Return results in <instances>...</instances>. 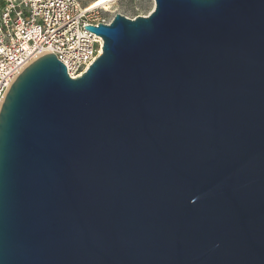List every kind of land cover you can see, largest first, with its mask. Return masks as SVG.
Segmentation results:
<instances>
[{
  "label": "water",
  "instance_id": "obj_1",
  "mask_svg": "<svg viewBox=\"0 0 264 264\" xmlns=\"http://www.w3.org/2000/svg\"><path fill=\"white\" fill-rule=\"evenodd\" d=\"M154 2L11 85L0 264H264V0Z\"/></svg>",
  "mask_w": 264,
  "mask_h": 264
},
{
  "label": "built area",
  "instance_id": "obj_2",
  "mask_svg": "<svg viewBox=\"0 0 264 264\" xmlns=\"http://www.w3.org/2000/svg\"><path fill=\"white\" fill-rule=\"evenodd\" d=\"M101 6L80 0H0V110L16 78L39 57L54 53L73 78L103 51L85 27L110 23Z\"/></svg>",
  "mask_w": 264,
  "mask_h": 264
},
{
  "label": "rangeland",
  "instance_id": "obj_3",
  "mask_svg": "<svg viewBox=\"0 0 264 264\" xmlns=\"http://www.w3.org/2000/svg\"><path fill=\"white\" fill-rule=\"evenodd\" d=\"M84 6L93 4L103 8L104 16L113 19L117 13H122L130 18L139 15H148L154 8V0H80Z\"/></svg>",
  "mask_w": 264,
  "mask_h": 264
},
{
  "label": "bare ground",
  "instance_id": "obj_4",
  "mask_svg": "<svg viewBox=\"0 0 264 264\" xmlns=\"http://www.w3.org/2000/svg\"><path fill=\"white\" fill-rule=\"evenodd\" d=\"M104 1H111V0H104ZM96 6H100V5H96ZM102 7V6H101Z\"/></svg>",
  "mask_w": 264,
  "mask_h": 264
}]
</instances>
